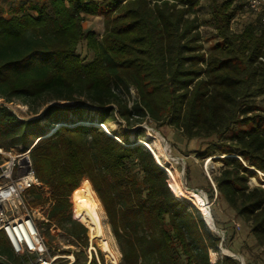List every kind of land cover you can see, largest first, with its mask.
Instances as JSON below:
<instances>
[{
  "label": "trees",
  "instance_id": "obj_1",
  "mask_svg": "<svg viewBox=\"0 0 264 264\" xmlns=\"http://www.w3.org/2000/svg\"><path fill=\"white\" fill-rule=\"evenodd\" d=\"M243 1L211 0L216 42L208 48L197 15L201 0H47L20 4L8 15L0 8V147L32 146L36 175L49 195L32 187L27 201L47 206L41 230L49 244L61 231L80 248L72 264H106L101 250L99 258L86 254L90 230L77 197L86 178L106 213L120 264H242L223 253L211 257L221 243L232 250L237 223L254 242L234 252L245 264H264V186L250 184L253 168L264 172V108L257 103L264 96V22L234 31ZM87 15L103 17L101 36L86 31ZM14 101L41 116L21 118L7 105ZM61 101L97 108L91 121L113 134L96 123L72 125L78 121H68ZM148 121L167 123L189 140H208L193 154L222 162L212 174L215 187L206 176V189L212 199L216 188L215 204L231 211L224 221L211 207L215 224L227 231L223 241L202 209L172 191L152 151L137 143ZM126 131L133 141L123 140ZM186 173L191 180L189 164ZM25 259L0 230V264Z\"/></svg>",
  "mask_w": 264,
  "mask_h": 264
},
{
  "label": "rangeland",
  "instance_id": "obj_2",
  "mask_svg": "<svg viewBox=\"0 0 264 264\" xmlns=\"http://www.w3.org/2000/svg\"><path fill=\"white\" fill-rule=\"evenodd\" d=\"M46 1L47 0H0V8L2 7L3 15H8L15 8H17L20 4H25V6L27 7L28 5H31L34 2L42 4ZM238 1L239 0H237V2ZM243 3L244 5H242L241 8L237 10L231 22V28L234 31L240 30L241 28H243L245 24L250 23V22H264V10L254 12L252 10L247 9L246 0H244ZM211 13H212L211 0H201V4L197 9V15L199 16L200 21L202 22L200 30H202V33L204 35L203 42H204L205 48H208V46L216 42V39L214 38L215 30L213 29L209 21ZM83 25L86 31L94 30L99 36H101L104 32V21H103V17L100 15H87ZM83 48H85V46H83ZM131 93H132L131 99H134V97L136 96L135 90L132 89ZM2 102L4 101L2 98H0V103ZM257 103L263 106L264 108V96L258 98ZM57 104L67 109V116L69 118L68 121L76 120L77 118L93 120L98 117V114L96 113L97 108L95 107L84 105V110H80V109L75 108L79 106V103L77 102L61 101V102H57ZM7 105L21 118L31 119V118H36V117L41 116V114L37 116V115H33L32 113H30L28 111V107L19 101L7 103ZM57 121H58L57 117L53 119V122H57ZM40 123L41 124L46 123V117L41 118ZM86 124H90V123H86ZM142 126L146 128V131H147L146 136L149 135L150 133L149 139H153L156 143L160 145L161 154L171 158L170 161L175 165V167L177 168L181 176H182V168H183V159L186 160L185 173H183V176H182V184L184 183L186 187H189V188H198L204 191L207 195L209 203L211 204L210 208L214 204L213 207L217 211L219 217L222 220L227 221V219L231 217V211L226 207H222L219 204H215V200L217 196L216 188L214 189V196L212 199L206 189V186L208 184L206 180V176H208V178L210 179L212 186L215 187V184L212 180V174L218 172V169L222 166V162L218 160H212L208 162V160L211 158H206L202 161L199 158H197L195 154H193L194 149H196L199 145L204 147L208 140H201V139L189 140L184 136V134L181 131H179L178 129H175L173 126L167 123H165L164 125L160 127H157L155 122L148 121V122L143 123ZM111 128L118 130L119 126L115 123H112ZM103 129L107 131V129L105 128ZM51 132L52 130H49V132L47 131L46 134H49ZM37 139L38 138H36L35 141ZM123 140L133 141L134 140L133 132L126 131L125 137L123 138ZM165 140L167 141V144L170 147L168 150H167V146H165V143H164ZM23 148H24L23 146H19L18 148H13L7 151L18 152ZM171 156L178 157L180 159L177 160V158H172ZM6 159H7V155L0 153V161H1L0 164H2ZM188 164L190 165V176L192 178L191 180H188V176L186 173V168ZM256 173H257V177H252L250 179V184L251 185L261 184L264 186V172L256 171ZM87 180L88 178H86L85 181ZM186 187L184 186V189L187 192H189L190 190H187ZM195 194L196 193L192 192V195H195ZM100 205H101L100 214L102 217V223H103V229L105 232V236L118 257L117 264H120L121 263V252H120L119 246L117 244L115 237L113 236L110 225L107 222V216H106V213L104 211V208L101 202H100ZM46 209H47V206L43 208L39 207V212L42 214V216H44V218L42 216L40 218V221H39V224L41 225L40 227H44L42 221L46 220L47 218ZM78 212H79V216L82 219L79 206H78ZM203 213H204V209H203ZM209 214L211 216L210 212ZM231 223L233 222L231 221L225 224L229 225ZM237 228L239 231L238 233H236V236L232 241V250L225 248V250L230 251L232 253H235L234 251H239L240 248H245V246L243 247V244L245 242L248 241L250 244L254 242V240H252V237L248 234V229L246 226H244V224L237 223ZM220 229L223 231H226L222 228ZM58 233H59L58 236L50 243L52 245V249L54 252L58 253L60 258H64L67 264H72L76 260L74 251L80 250V248L76 246V244L73 243L72 241L73 239L71 237L67 236L61 231H59ZM46 239L47 241H49L47 237ZM99 250H101L102 254L104 255L106 264H114L112 260L109 258V256L107 255V253L101 247L100 239L92 238V235L90 232V243H89L88 248L86 249V254L89 257V259L92 258L93 254L98 257ZM225 250H223L221 247H219V251H214L212 249L211 257L214 259L219 253L225 254ZM235 254H240V253L236 252ZM258 256H260V254Z\"/></svg>",
  "mask_w": 264,
  "mask_h": 264
},
{
  "label": "built area",
  "instance_id": "obj_3",
  "mask_svg": "<svg viewBox=\"0 0 264 264\" xmlns=\"http://www.w3.org/2000/svg\"><path fill=\"white\" fill-rule=\"evenodd\" d=\"M246 1L247 9L264 10V0ZM31 149L13 152L0 148V153L7 155L0 164V230L9 236L15 253L26 257L23 264H53L60 257L41 231L40 206L27 201V190L32 187L40 186L49 195L48 187L36 175Z\"/></svg>",
  "mask_w": 264,
  "mask_h": 264
},
{
  "label": "bare ground",
  "instance_id": "obj_4",
  "mask_svg": "<svg viewBox=\"0 0 264 264\" xmlns=\"http://www.w3.org/2000/svg\"><path fill=\"white\" fill-rule=\"evenodd\" d=\"M76 120L78 122H76L72 125L85 124V123H96V124H99L100 127L107 129V131L110 134H113L108 130V128L105 124L98 123V121L93 122L89 119H83V120L76 119ZM62 124H63L62 122H59L58 127L61 126ZM149 135H150V133H149ZM149 135L139 138L137 143L142 144V145L146 146L147 148H150L154 152V154L157 156V159L159 160L161 165L168 169L169 174L171 176L170 187L172 188L174 193L180 199L189 200V201L195 203L200 209H202V210L204 209V214L209 219V221L212 223V218L209 214L210 211L208 209L206 199L197 193L195 195H192L193 191L187 192L184 189V186L182 184L183 173L181 176V174L178 172L175 165L170 161L171 158L161 154L160 145L158 143H156L153 139H149L150 138ZM165 146H167V150L170 148L168 144L167 145L165 144ZM210 161H212V159L208 160V162H210ZM77 197L79 199V209L81 212L82 220L89 227L92 238H99L100 239L101 247L103 248V250L107 253V255L112 260V262L114 264H117L118 263V257L116 255L114 249L109 244V242L105 236L104 229H103L102 217L100 214V208H101L100 200L97 197V195H96V193L92 187V184L89 180L84 182V184L82 185L81 189L78 192Z\"/></svg>",
  "mask_w": 264,
  "mask_h": 264
},
{
  "label": "water",
  "instance_id": "obj_5",
  "mask_svg": "<svg viewBox=\"0 0 264 264\" xmlns=\"http://www.w3.org/2000/svg\"><path fill=\"white\" fill-rule=\"evenodd\" d=\"M164 143L165 144H167V141L165 140L164 141ZM150 149V148H149ZM151 150V149H150ZM152 151V150H151ZM152 153L154 154V152L152 151ZM154 156H155V158H156V160L158 161V163L161 165V163L159 162V160L157 159V156L154 154ZM172 158H177V160H179L180 158H178V157H173V156H171ZM185 163H186V160L185 159H183V168H182V173H185ZM162 166V165H161ZM163 167V166H162ZM167 172H168V174H169V171H168V169L167 168H165V167H163ZM255 171H258V170H256L255 168H253ZM170 175V174H169ZM171 177V176H170ZM183 186H185L186 187V185L183 183ZM187 188V190H190V191H193L194 193H197V194H200L202 197H204L205 199H206V202H207V205H208V209H209V211H210V213H211V218H212V223L209 221V219L206 217V215L203 213V215H204V219L206 220V222H207V224L213 229V230H215L219 235H221L222 236V241L225 239V237H226V234H227V232L226 231H223V230H221L220 228H218L217 226H216V224H215V220H214V217H213V215H212V212H211V208H210V203H209V201H208V198H207V195H206V193L204 192V191H202L201 189H198V188H189V187H186ZM172 189V188H171ZM173 191V190H172ZM174 192V191H173ZM206 195V196H205ZM177 196V195H176ZM178 197V196H177ZM189 201V200H188ZM189 202H191V201H189ZM192 204H194V205H196L195 203H193V202H191ZM197 206V205H196ZM198 207V206H197ZM199 208V207H198ZM220 247L223 249V250H225V248H224V246H223V244L221 243V245H220ZM225 254H227V255H229V256H232V257H235V258H237L238 260H240V262L242 263V264H245V260H244V257H243V255H241V254H235V253H232V252H230V251H227V250H225Z\"/></svg>",
  "mask_w": 264,
  "mask_h": 264
}]
</instances>
